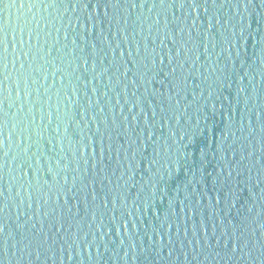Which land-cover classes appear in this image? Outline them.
<instances>
[{
    "label": "water",
    "instance_id": "obj_1",
    "mask_svg": "<svg viewBox=\"0 0 264 264\" xmlns=\"http://www.w3.org/2000/svg\"><path fill=\"white\" fill-rule=\"evenodd\" d=\"M0 264H264V0H0Z\"/></svg>",
    "mask_w": 264,
    "mask_h": 264
}]
</instances>
